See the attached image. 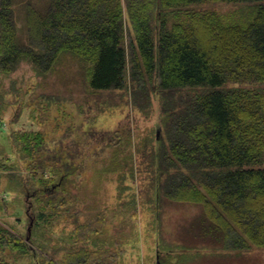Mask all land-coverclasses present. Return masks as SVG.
<instances>
[{"label": "trees", "instance_id": "trees-1", "mask_svg": "<svg viewBox=\"0 0 264 264\" xmlns=\"http://www.w3.org/2000/svg\"><path fill=\"white\" fill-rule=\"evenodd\" d=\"M124 1L0 0V73L27 61L37 74H58L71 58L92 90L123 89L130 78L134 105L153 110L155 127L116 147L99 172L116 173L121 186L126 170L133 175L135 154L147 152L149 167L164 175L162 196L200 207L176 247L162 244L158 264H183L203 249L229 264L245 251L264 250V0ZM19 4L24 39L15 17ZM226 6L230 13L219 10ZM182 89L190 91L170 94ZM13 138L22 158L35 162L42 132L16 131ZM2 161L0 170L7 168ZM37 167L31 176L43 205L35 227L67 211L77 219L75 242L99 233L104 210L57 190L58 174L44 178ZM0 254V264L5 256L31 255L26 239L4 226ZM107 259L100 249L80 248L42 264Z\"/></svg>", "mask_w": 264, "mask_h": 264}, {"label": "rangeland", "instance_id": "rangeland-1", "mask_svg": "<svg viewBox=\"0 0 264 264\" xmlns=\"http://www.w3.org/2000/svg\"><path fill=\"white\" fill-rule=\"evenodd\" d=\"M219 10L232 11L230 6ZM23 15L21 4L16 5L22 39L26 36ZM64 63L58 74H37L27 61L8 74L0 73V160L7 166L0 170V226L26 239L31 254L5 256L4 262L60 261L71 251L84 248L104 251L108 264H157L159 249L179 244L184 231L180 230L200 213V207L162 196L159 184L164 175L149 167L147 152L135 154L133 175L126 170L121 186L116 173L99 172L116 147H125L128 138L135 142L155 127V115L150 107L146 114L134 105V83L128 76L123 89L92 90L77 76V61L70 58ZM189 91L170 94L175 98ZM26 130L43 134L42 147L34 158L38 174L50 178L57 173V190H68L82 203L104 210L106 224L87 241L75 242L77 219L67 211L52 223L41 221L40 230L35 227L38 206L43 205L31 176L35 162L23 159L13 140V132ZM155 133L163 135L158 127ZM83 220L84 216L78 217V222ZM206 250H196L183 264H224V258L212 257ZM230 259L229 264H264V250L245 251L241 259Z\"/></svg>", "mask_w": 264, "mask_h": 264}, {"label": "water", "instance_id": "water-1", "mask_svg": "<svg viewBox=\"0 0 264 264\" xmlns=\"http://www.w3.org/2000/svg\"><path fill=\"white\" fill-rule=\"evenodd\" d=\"M158 264V263H157Z\"/></svg>", "mask_w": 264, "mask_h": 264}]
</instances>
